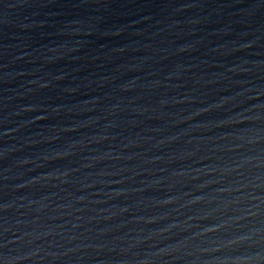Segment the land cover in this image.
Instances as JSON below:
<instances>
[{
  "label": "water",
  "instance_id": "obj_1",
  "mask_svg": "<svg viewBox=\"0 0 264 264\" xmlns=\"http://www.w3.org/2000/svg\"><path fill=\"white\" fill-rule=\"evenodd\" d=\"M0 264H264V0H0Z\"/></svg>",
  "mask_w": 264,
  "mask_h": 264
}]
</instances>
